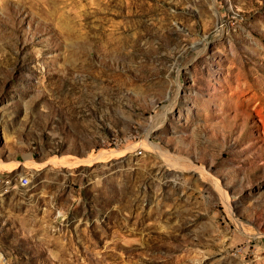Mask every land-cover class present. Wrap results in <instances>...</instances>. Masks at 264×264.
I'll use <instances>...</instances> for the list:
<instances>
[{"label":"rangeland","instance_id":"obj_1","mask_svg":"<svg viewBox=\"0 0 264 264\" xmlns=\"http://www.w3.org/2000/svg\"><path fill=\"white\" fill-rule=\"evenodd\" d=\"M0 264H264V0H0Z\"/></svg>","mask_w":264,"mask_h":264}]
</instances>
